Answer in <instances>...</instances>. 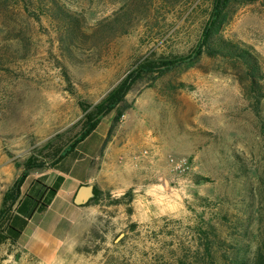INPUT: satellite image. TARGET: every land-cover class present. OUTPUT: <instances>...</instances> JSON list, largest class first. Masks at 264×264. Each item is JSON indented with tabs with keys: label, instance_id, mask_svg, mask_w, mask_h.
Instances as JSON below:
<instances>
[{
	"label": "rangeland",
	"instance_id": "obj_1",
	"mask_svg": "<svg viewBox=\"0 0 264 264\" xmlns=\"http://www.w3.org/2000/svg\"><path fill=\"white\" fill-rule=\"evenodd\" d=\"M211 3L0 0L1 199L28 158L47 161V145L81 132V103L96 105L146 60L189 55ZM219 36L259 55L256 83L230 58L207 54L138 79L116 125L111 114L108 139L132 151L117 177L89 181L96 200L76 206L74 195L48 209L65 215L49 221L66 241L56 264H174L208 225L243 264H264V0L232 6ZM46 169L28 171L23 193ZM30 260L17 244L0 246V264Z\"/></svg>",
	"mask_w": 264,
	"mask_h": 264
},
{
	"label": "trees",
	"instance_id": "obj_2",
	"mask_svg": "<svg viewBox=\"0 0 264 264\" xmlns=\"http://www.w3.org/2000/svg\"><path fill=\"white\" fill-rule=\"evenodd\" d=\"M256 0H212L208 19L202 29L198 44L194 50L185 56H176L168 59H160L158 62L146 60L134 68L126 77L121 80L108 94L96 105L81 103V109L85 113L82 122L81 132L74 138L78 139L59 157L61 150L68 143L62 145H47L46 149L51 150L49 160L37 164L35 157L31 156L25 162V172L14 181L13 185L3 194L0 203V246L11 242L17 244L23 230L27 225L25 221L20 227L13 224L19 215L30 219L35 214H44L49 209L52 200L57 194L55 187H47L42 181L37 179L33 186L23 193L22 189L28 178V171L45 167H55L85 138H87L100 124V122L114 111L116 125L121 116V105L126 101L133 84L146 74H165L180 65L188 64L198 59L203 54L211 57L216 55L224 56L233 60L236 64L244 67L249 73L253 84L256 83L257 74L261 71L260 57L253 49L247 45H240L231 41H226L219 36L221 26L227 19L229 9L236 3L247 4ZM59 11V10H58ZM60 13H64L62 10ZM126 34V32H125ZM73 138V139H74ZM261 193L264 196V178L260 184ZM96 200L100 191L93 189ZM194 241L188 250L178 258L174 264H243L242 261L233 254L235 248L226 241L220 239L216 229L211 225L198 226L194 230ZM232 251V252H230Z\"/></svg>",
	"mask_w": 264,
	"mask_h": 264
},
{
	"label": "crops",
	"instance_id": "obj_3",
	"mask_svg": "<svg viewBox=\"0 0 264 264\" xmlns=\"http://www.w3.org/2000/svg\"><path fill=\"white\" fill-rule=\"evenodd\" d=\"M111 114L103 118L97 128L57 166L47 167L45 173L41 175L47 187L57 189L50 209L65 205L76 195L81 186L88 185L91 180L100 183L102 181V184L103 181L114 180L117 177L115 168L130 157L132 151L130 148L127 149L126 144L119 146L120 141L116 138L108 139L113 118ZM141 160L135 163V168L140 171L146 168V162ZM36 180L37 177L29 184L26 192ZM1 200L0 195V203ZM64 216L62 213L54 215L47 210L44 214L37 213L30 219L19 215L14 220L13 224L17 227L27 221L17 245L31 256L32 260L29 263L56 264L59 262L60 253L64 250L62 246L66 248V241L59 238L57 230L52 228L55 223H49V221L62 220Z\"/></svg>",
	"mask_w": 264,
	"mask_h": 264
},
{
	"label": "water",
	"instance_id": "obj_4",
	"mask_svg": "<svg viewBox=\"0 0 264 264\" xmlns=\"http://www.w3.org/2000/svg\"><path fill=\"white\" fill-rule=\"evenodd\" d=\"M79 137V136H78ZM78 137L72 139L60 152L57 158H59L68 148L70 145H72ZM94 196L93 194V187L89 185H83L79 188L77 191L75 197H74V204L76 206H81L86 204L92 197Z\"/></svg>",
	"mask_w": 264,
	"mask_h": 264
},
{
	"label": "built area",
	"instance_id": "obj_5",
	"mask_svg": "<svg viewBox=\"0 0 264 264\" xmlns=\"http://www.w3.org/2000/svg\"><path fill=\"white\" fill-rule=\"evenodd\" d=\"M143 154H147V152H143ZM171 161L174 163V168L177 171L180 172H185L186 170L189 169L188 167V160L187 159H179L178 161L175 162L173 158H171Z\"/></svg>",
	"mask_w": 264,
	"mask_h": 264
}]
</instances>
